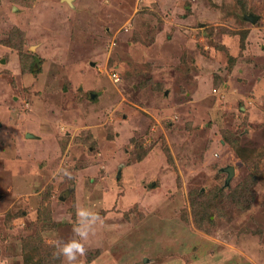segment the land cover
I'll return each mask as SVG.
<instances>
[{
	"label": "rangeland",
	"instance_id": "374dc122",
	"mask_svg": "<svg viewBox=\"0 0 264 264\" xmlns=\"http://www.w3.org/2000/svg\"><path fill=\"white\" fill-rule=\"evenodd\" d=\"M82 207L78 264H264V0H0V262Z\"/></svg>",
	"mask_w": 264,
	"mask_h": 264
},
{
	"label": "clouds",
	"instance_id": "9594fccd",
	"mask_svg": "<svg viewBox=\"0 0 264 264\" xmlns=\"http://www.w3.org/2000/svg\"><path fill=\"white\" fill-rule=\"evenodd\" d=\"M58 175L72 178V174L67 169H58ZM77 222L72 229L73 238L68 241L57 240L53 253L55 258L62 257V264H78L79 258L86 256L87 249L85 242L95 233V227L98 223L102 224L103 219L99 213L90 208H79L76 213ZM0 264H7L6 261Z\"/></svg>",
	"mask_w": 264,
	"mask_h": 264
},
{
	"label": "water",
	"instance_id": "95a60500",
	"mask_svg": "<svg viewBox=\"0 0 264 264\" xmlns=\"http://www.w3.org/2000/svg\"><path fill=\"white\" fill-rule=\"evenodd\" d=\"M64 1H66L68 4L71 5V0H64ZM250 18H252L251 15L247 16L246 19L250 20ZM222 171L227 173L226 183H229L231 178H232V176H233V167L232 166L225 167V168H223Z\"/></svg>",
	"mask_w": 264,
	"mask_h": 264
},
{
	"label": "trees",
	"instance_id": "16d2710c",
	"mask_svg": "<svg viewBox=\"0 0 264 264\" xmlns=\"http://www.w3.org/2000/svg\"><path fill=\"white\" fill-rule=\"evenodd\" d=\"M242 150V149H241ZM238 151V150H237ZM241 157H242V159H244L245 158V155L244 154H241ZM246 159V158H245ZM244 159V160H245ZM246 161V160H245Z\"/></svg>",
	"mask_w": 264,
	"mask_h": 264
},
{
	"label": "built area",
	"instance_id": "2783aa9c",
	"mask_svg": "<svg viewBox=\"0 0 264 264\" xmlns=\"http://www.w3.org/2000/svg\"><path fill=\"white\" fill-rule=\"evenodd\" d=\"M115 79H117V77H115Z\"/></svg>",
	"mask_w": 264,
	"mask_h": 264
}]
</instances>
